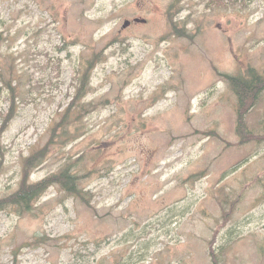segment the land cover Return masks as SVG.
<instances>
[{"label":"rangeland","instance_id":"1","mask_svg":"<svg viewBox=\"0 0 264 264\" xmlns=\"http://www.w3.org/2000/svg\"><path fill=\"white\" fill-rule=\"evenodd\" d=\"M261 78L264 0H0V198L38 150L80 190L0 211V264H264Z\"/></svg>","mask_w":264,"mask_h":264},{"label":"trees","instance_id":"2","mask_svg":"<svg viewBox=\"0 0 264 264\" xmlns=\"http://www.w3.org/2000/svg\"><path fill=\"white\" fill-rule=\"evenodd\" d=\"M255 69L248 70L249 75L250 71H253ZM83 75L80 78V83L77 88L76 94L74 95V100H80L83 98L84 94H86V90L89 84V76L87 74V70L85 69L82 73ZM230 77L231 84L233 86L234 92L237 96H240V93L238 90L235 89L234 82L236 81L235 76H227V78ZM256 77L258 75L256 74ZM262 79V78H261ZM264 89V79L257 80L255 82H252V84L247 88V90H241L242 92V102L239 105V109L237 110V118H236V128L239 129L243 126L244 119L243 114L246 111V107H244L243 102H247L248 105L252 104L257 101L258 96L260 94V90ZM15 95V94H14ZM10 96H13V90L12 86L10 85ZM239 102V100H238ZM255 104V103H254ZM73 104H70V106L65 110L64 114H62L61 123H64L68 119V115H70ZM82 109L86 110L85 105L81 107ZM11 110H13V107H11ZM77 111V109H73V112ZM10 119V113L5 119V122L7 123ZM264 139V138H263ZM263 141V140H262ZM43 155L42 150H38L34 153H32L29 157H27L24 160V166H23V173L24 177L21 179L19 186L17 190L11 192L9 195L0 198V211L6 210L7 208L14 207L18 209L19 211L29 209L32 204H34L40 196L45 193V191L54 183H58L60 186L63 187L64 190L69 192L70 194H76L78 195V185L77 180L78 176L76 172L70 170L68 167L63 168L58 174L52 175L49 177L44 178L41 181L38 182H29L28 181V170L33 167H36L39 165L40 162H42L41 157ZM27 170V173H26ZM81 195V193L79 194Z\"/></svg>","mask_w":264,"mask_h":264},{"label":"water","instance_id":"3","mask_svg":"<svg viewBox=\"0 0 264 264\" xmlns=\"http://www.w3.org/2000/svg\"><path fill=\"white\" fill-rule=\"evenodd\" d=\"M137 22H145L146 20L145 19H143V18H136L135 19ZM129 23H130V21L129 20H126L125 22H124V27H126V26H128L129 25Z\"/></svg>","mask_w":264,"mask_h":264}]
</instances>
